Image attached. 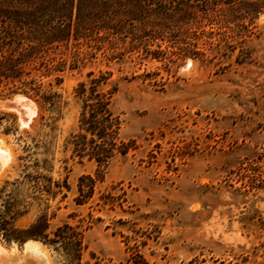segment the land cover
<instances>
[{
  "label": "rangeland",
  "instance_id": "374dc122",
  "mask_svg": "<svg viewBox=\"0 0 264 264\" xmlns=\"http://www.w3.org/2000/svg\"><path fill=\"white\" fill-rule=\"evenodd\" d=\"M190 3L0 76V243L36 239L50 264H264V0ZM101 96L125 149L105 161L74 145Z\"/></svg>",
  "mask_w": 264,
  "mask_h": 264
},
{
  "label": "trees",
  "instance_id": "16d2710c",
  "mask_svg": "<svg viewBox=\"0 0 264 264\" xmlns=\"http://www.w3.org/2000/svg\"><path fill=\"white\" fill-rule=\"evenodd\" d=\"M192 0H0V24L10 43L9 51H0V76L15 77L22 63L39 48L53 42L97 33H119L134 21L150 15L176 13ZM133 23V24H132ZM123 30V31H124ZM93 90V87H91ZM80 89L85 90L84 83ZM85 103L75 150L89 148L90 157L105 161L113 150L124 153L123 143L116 144L118 119L107 107L108 100L98 97ZM81 152H78L80 154ZM90 184L93 179L89 178ZM91 187V185H90Z\"/></svg>",
  "mask_w": 264,
  "mask_h": 264
},
{
  "label": "bare ground",
  "instance_id": "6f19581e",
  "mask_svg": "<svg viewBox=\"0 0 264 264\" xmlns=\"http://www.w3.org/2000/svg\"><path fill=\"white\" fill-rule=\"evenodd\" d=\"M9 153L12 154V152L10 151ZM1 173L2 172L0 171V174ZM0 264H50V263L41 242L36 239L28 238L27 240L24 241L21 252H19L17 246L14 243L12 244V246H10V248H7L2 243H0Z\"/></svg>",
  "mask_w": 264,
  "mask_h": 264
}]
</instances>
